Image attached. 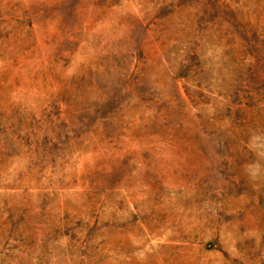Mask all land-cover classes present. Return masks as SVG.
<instances>
[{
  "label": "rangeland",
  "instance_id": "1",
  "mask_svg": "<svg viewBox=\"0 0 264 264\" xmlns=\"http://www.w3.org/2000/svg\"><path fill=\"white\" fill-rule=\"evenodd\" d=\"M0 264H264V0H0Z\"/></svg>",
  "mask_w": 264,
  "mask_h": 264
}]
</instances>
